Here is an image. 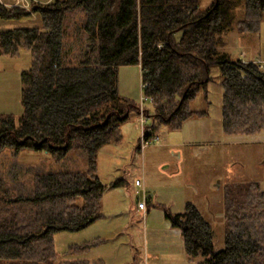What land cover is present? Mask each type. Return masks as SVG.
<instances>
[{
	"label": "trees",
	"instance_id": "16d2710c",
	"mask_svg": "<svg viewBox=\"0 0 264 264\" xmlns=\"http://www.w3.org/2000/svg\"><path fill=\"white\" fill-rule=\"evenodd\" d=\"M237 2L50 0L32 7L39 27L0 31V55L18 57L21 49L30 54V66L21 73L22 114L0 115V152L11 150L17 158L36 152L58 162L77 151L84 161L81 170L43 164L25 171L21 181L0 178V264H102L80 257L96 241L71 245L60 257L53 237L60 230H82L103 216L98 151L121 142L120 125L138 107L119 94L120 66L138 65L142 92L151 98V109L144 108L152 119L143 129L146 139L158 123L178 129L206 113L192 109L191 102L200 90L206 94L212 65L220 69L224 133L251 137L264 129V67L221 52L222 34L233 23L242 32L259 31L264 0H245L238 21ZM70 13L80 21L66 33ZM30 15L0 4L1 18ZM81 33V54L72 55L66 35ZM166 215L180 230L189 262L264 264L259 182L224 185L222 249H215L211 226L194 206Z\"/></svg>",
	"mask_w": 264,
	"mask_h": 264
},
{
	"label": "rangeland",
	"instance_id": "374dc122",
	"mask_svg": "<svg viewBox=\"0 0 264 264\" xmlns=\"http://www.w3.org/2000/svg\"><path fill=\"white\" fill-rule=\"evenodd\" d=\"M40 1L42 3L38 4L47 2ZM244 3L245 0L236 3L234 14L237 21L243 17ZM30 14L20 19L0 17V31L39 27V16L33 12ZM74 14L67 16L66 33H71L73 23L80 21ZM238 26V23H233L222 34L225 45L221 52L232 60L242 59L247 54L263 55L264 10L261 12L260 31L242 32ZM83 37L84 33L77 38L66 35L65 43L72 55L81 54ZM20 52L18 57L0 55V115L14 118H19L23 111L21 73L30 66L29 51L21 49ZM119 68V94L136 104L138 113L131 110L121 123L120 143H107L98 151L96 174L105 185L101 201L103 216L82 230L56 232L53 237L55 250L63 257L71 245L96 241L80 257L99 260L102 264H203L187 260L180 230L170 224L166 214L183 213L188 205L194 206L211 226L215 249H222L224 185L256 181L264 187V129L251 137L224 133L220 69L218 65H212L206 94L200 90L191 102L192 109L206 113L186 119L178 129L158 123L151 134L158 140L139 149L143 126L152 125L151 117L145 115L144 110H150L151 103L144 101L141 110L138 66L123 65ZM141 112L143 125L139 122ZM11 152H0V178L13 181L19 178L21 181L25 171L39 169L43 164H47L46 169L50 165L51 168L68 170L84 168L83 157L77 151L58 162L36 152L19 158ZM136 179L141 181L145 190L144 210L137 208L142 193L141 187L135 185Z\"/></svg>",
	"mask_w": 264,
	"mask_h": 264
},
{
	"label": "built area",
	"instance_id": "2783aa9c",
	"mask_svg": "<svg viewBox=\"0 0 264 264\" xmlns=\"http://www.w3.org/2000/svg\"><path fill=\"white\" fill-rule=\"evenodd\" d=\"M38 3H42V2L40 0H0V4L5 6V7H18L20 9H23V10L30 12V13L33 12L32 7ZM243 61L244 62H252V63L259 65V67H264V61H261L259 59L243 60ZM143 87H145V84L140 83V90H141L140 106H141V110H142V108H144V107H142V104L144 103V101L149 100L151 102V98L146 96L145 94H143V92H142ZM142 115H143V113L141 112L140 113L141 117L139 119V122L143 125L144 124V118L142 117ZM143 129H144V126H143ZM143 132L141 134V139H140L141 149L148 144L155 143L158 140L157 136H153L151 138L146 139ZM135 185L141 187L140 191L142 193V198L137 201V208L144 210L146 207V196L144 193V187L141 185V181L139 179L135 180Z\"/></svg>",
	"mask_w": 264,
	"mask_h": 264
},
{
	"label": "crops",
	"instance_id": "0c3cea01",
	"mask_svg": "<svg viewBox=\"0 0 264 264\" xmlns=\"http://www.w3.org/2000/svg\"><path fill=\"white\" fill-rule=\"evenodd\" d=\"M48 1H50V0H47V2ZM253 33H256V32H253ZM253 59H259L261 61H264V54L263 55L262 54H256V55L255 54H247V55H243V58H242V60H253ZM136 66H138V65H136ZM118 71L121 72L120 68L118 69Z\"/></svg>",
	"mask_w": 264,
	"mask_h": 264
}]
</instances>
